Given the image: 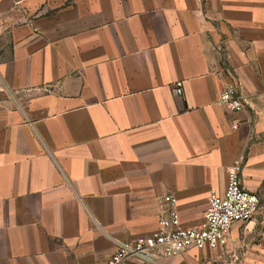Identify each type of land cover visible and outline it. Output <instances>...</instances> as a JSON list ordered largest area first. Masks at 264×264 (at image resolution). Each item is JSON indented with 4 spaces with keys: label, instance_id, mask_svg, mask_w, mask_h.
Instances as JSON below:
<instances>
[{
    "label": "crops",
    "instance_id": "crops-1",
    "mask_svg": "<svg viewBox=\"0 0 264 264\" xmlns=\"http://www.w3.org/2000/svg\"><path fill=\"white\" fill-rule=\"evenodd\" d=\"M239 158L249 222L125 264H264V0H0V264L103 263L163 194L195 225Z\"/></svg>",
    "mask_w": 264,
    "mask_h": 264
},
{
    "label": "built area",
    "instance_id": "built-area-1",
    "mask_svg": "<svg viewBox=\"0 0 264 264\" xmlns=\"http://www.w3.org/2000/svg\"><path fill=\"white\" fill-rule=\"evenodd\" d=\"M173 92L182 93L181 81L175 83ZM217 102L229 110H239L243 108L245 101L235 84L230 83L220 91ZM241 161V158L236 159L229 168L226 187L222 193L215 189L209 191L207 207L199 223L182 226L175 195H159L156 198V231L129 241L116 240L108 259L94 264H125L131 258L154 262L160 255L223 246L231 226L236 222H249L260 205L257 193L242 185Z\"/></svg>",
    "mask_w": 264,
    "mask_h": 264
}]
</instances>
